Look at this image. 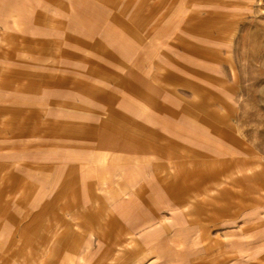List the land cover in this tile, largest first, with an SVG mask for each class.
I'll list each match as a JSON object with an SVG mask.
<instances>
[{
  "label": "rangeland",
  "instance_id": "obj_1",
  "mask_svg": "<svg viewBox=\"0 0 264 264\" xmlns=\"http://www.w3.org/2000/svg\"><path fill=\"white\" fill-rule=\"evenodd\" d=\"M9 1L19 9L0 2V264H63L67 254L92 264L104 243L66 217L75 202L63 186L77 171L78 207L90 209L92 194L110 196L143 164L156 218L141 232L147 257L129 264H264V0H89L106 11L95 32L71 0ZM140 117L147 161L95 157L100 133L135 142ZM181 120L197 129L171 124ZM112 203L95 220L114 233ZM186 203L193 214L178 220ZM163 245L184 257L156 258Z\"/></svg>",
  "mask_w": 264,
  "mask_h": 264
},
{
  "label": "crops",
  "instance_id": "obj_2",
  "mask_svg": "<svg viewBox=\"0 0 264 264\" xmlns=\"http://www.w3.org/2000/svg\"><path fill=\"white\" fill-rule=\"evenodd\" d=\"M0 2H2V7L4 12L6 11L11 12L19 9L18 4L14 1L0 0ZM71 2L73 3V10H74L73 18L84 25L87 26L90 25L91 29L93 28V32H95L104 24V20L106 18V11L104 9L95 5L93 2L89 0H71ZM192 6L194 8L195 4L190 5V10H192ZM167 11L168 10H166V12ZM18 26H19L18 23L15 20H13L11 25L9 24L5 25L4 29L11 30L12 28ZM137 65H138L137 66L138 69H142V67L145 66V65L142 66L141 64H137ZM132 75L139 83L147 84L146 79H144V77L141 76V74L139 73L137 74L136 72L132 71ZM140 107L143 108L142 106ZM143 113L144 111H142L141 115ZM142 118L146 119L144 117H140L141 120ZM142 121L143 122L141 123H143V127H139V129L141 130L138 132V137H134L135 142H132L133 138L130 141H128L127 139L123 140L117 138L114 134H111L110 132L100 133L98 136L99 137L98 147L96 150H94L95 157L98 160L106 158L110 161H123L126 163H133V162L141 163L142 161H147L148 159L147 158L148 131L146 128L147 120L145 121L142 120ZM171 124L173 126H179V127L182 126L183 128L187 127L188 128L187 130L195 131L197 129L196 126L192 125L191 123L185 120L176 121L175 123L172 122ZM161 131H163V129ZM155 145L157 147H160V149H164L163 139L159 138L157 140V143H155ZM172 153L173 151H171V155ZM143 166L144 164L142 166L140 165V169H138L139 167H136L137 170L128 169V168L125 169L127 176L123 181H121L120 186L115 185L114 187H110V191H108L110 196L108 195V197H103L101 199L100 197L98 198L92 194L91 196L92 207L90 209L88 207L86 208H83L81 206L78 207V200H79L78 195L80 194L79 185L81 181L77 171L75 173L72 172V174H76V175L74 176H71L72 174L69 175L71 177H69V180H67V183H65V185L63 186V192L60 193L63 196H65V199L63 200L72 203L75 202L73 208L66 209L67 210L66 217L76 220L77 223L74 224H77L78 226L79 225L87 226V228H89V230L94 235L97 236L98 240L104 243L102 246L103 248L101 250H98L93 255H91L93 258H96V261H93L92 264H129L136 257H144V256L147 257L148 255L146 251L147 244L145 243V248H142L140 244H142V240H146L145 238H147L149 235L146 232L145 233H141V232L145 231L149 224L151 225L152 220L154 219V217L156 218V216H154L153 214H149L147 210L146 193L148 190V181H147L148 172L146 165L144 167ZM94 171H96L95 168L94 169L87 168V170H85V173L92 175ZM159 176L161 177V181H166L168 178V176H165L166 177L165 178L164 175L161 174H159ZM134 184L135 185L138 184V188L136 189L135 195H131V194L129 195L125 191L127 190L126 187H129ZM153 185H151L152 193L161 194L163 192L161 190L162 187H158V185L155 184ZM94 186H95L94 184L93 185L91 184V186L88 187L95 190L96 187ZM96 191L98 192L99 188H97ZM30 193L31 192L29 188L23 197L24 201H28L30 199ZM92 193L96 194V192L94 191ZM122 194L128 195V197L123 196ZM107 200H109V202H113L112 204H110V207L112 208L110 209L111 211L109 212V214L112 218L109 224L111 225L113 222L112 225L115 226L114 233L111 230L106 229L105 227L106 224H104L103 222L100 223L99 221L95 220L100 216L99 206L101 204V201H107ZM165 203L168 204L169 201ZM94 205H97V207H94ZM171 205L172 207L175 206L172 203ZM177 207H179L178 204ZM182 207L184 208V211L179 212L177 214L178 220H180L184 216L189 217L193 214V212H191L190 210L192 208L191 203H186ZM104 215L107 214L104 213ZM80 218L85 220V222L82 221L81 223H79L78 220ZM66 224H69V222L67 221ZM137 229L139 230L137 231ZM139 232L140 234H138ZM159 232L160 230L157 229H152L150 231L151 234L153 233L157 234ZM204 240L207 239L204 238ZM138 244H139V248L137 247ZM178 246L182 248L180 244H178ZM180 248L177 250V253L173 255V253L168 252V247L163 245L161 246L160 254L157 253L156 258L159 259L161 257L170 258V259L175 258L174 259L175 261H179L184 257V253L181 252L182 249ZM137 249L139 250V252H137ZM65 257L68 259L69 257H73V255L67 254L65 255ZM67 259L63 262V264H68V262H66ZM167 264H173V262H169ZM192 264H196V263H192Z\"/></svg>",
  "mask_w": 264,
  "mask_h": 264
}]
</instances>
